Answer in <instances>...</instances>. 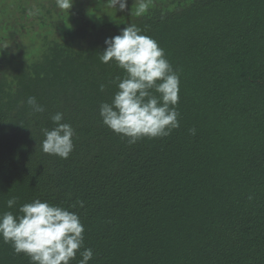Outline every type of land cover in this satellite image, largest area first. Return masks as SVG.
<instances>
[{
	"label": "trees",
	"instance_id": "obj_1",
	"mask_svg": "<svg viewBox=\"0 0 264 264\" xmlns=\"http://www.w3.org/2000/svg\"><path fill=\"white\" fill-rule=\"evenodd\" d=\"M135 11L136 0L124 11L108 0L69 10L0 0V213L35 199L76 212L89 264H264V0H151ZM130 24L180 78V127L131 145L99 115L124 75L99 55ZM57 112L75 133L67 159L41 148ZM0 264L30 260L0 239Z\"/></svg>",
	"mask_w": 264,
	"mask_h": 264
},
{
	"label": "clouds",
	"instance_id": "obj_2",
	"mask_svg": "<svg viewBox=\"0 0 264 264\" xmlns=\"http://www.w3.org/2000/svg\"><path fill=\"white\" fill-rule=\"evenodd\" d=\"M55 3L61 10L72 7V0H55ZM150 3L151 0H136L135 14L146 13ZM108 4L118 6L120 11L127 8V0H108ZM104 43L105 50L99 55L101 63H114L124 75L112 81L117 90L111 101L100 105L102 124L130 145L144 138L171 135L180 127L176 109L180 78L165 58L164 50L131 24ZM103 90L102 84L100 91ZM27 104L33 113L45 110L35 97H28ZM51 121L55 126L42 130L45 137L42 151L67 159L74 150V129L62 122L61 112L52 115ZM188 131L196 134L194 128ZM16 204V197L6 201L9 209ZM79 206L84 207L83 201ZM19 213H0V239L10 243L16 254L27 256L30 264H71L77 254L80 256L78 264H89L93 259V250L84 248L85 227L76 212L35 199L22 204Z\"/></svg>",
	"mask_w": 264,
	"mask_h": 264
},
{
	"label": "rangeland",
	"instance_id": "obj_3",
	"mask_svg": "<svg viewBox=\"0 0 264 264\" xmlns=\"http://www.w3.org/2000/svg\"><path fill=\"white\" fill-rule=\"evenodd\" d=\"M36 1H37V3H38V2L41 1V0H36ZM48 1L55 2V0H48ZM23 42L26 43V39H23Z\"/></svg>",
	"mask_w": 264,
	"mask_h": 264
}]
</instances>
